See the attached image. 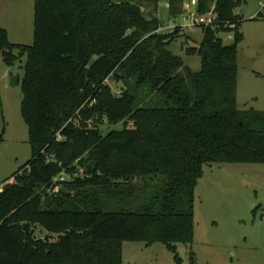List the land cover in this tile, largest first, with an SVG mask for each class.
Wrapping results in <instances>:
<instances>
[{"label":"trees","instance_id":"obj_1","mask_svg":"<svg viewBox=\"0 0 264 264\" xmlns=\"http://www.w3.org/2000/svg\"><path fill=\"white\" fill-rule=\"evenodd\" d=\"M148 1L157 7L35 0L31 46L0 27L5 64L26 56L21 113L32 149L0 190V264H124L129 242L162 243L182 264L178 245L194 241L204 167L264 164V112L237 102L236 9L245 1L197 0L199 15H215L185 50L201 58L199 71L172 50L191 37L180 27L156 33L160 19L141 7ZM169 5L172 18L186 13L182 0ZM263 19L264 7L254 20ZM230 31L225 45L218 34ZM114 82L123 83L118 94ZM105 123L123 128L104 134Z\"/></svg>","mask_w":264,"mask_h":264},{"label":"rangeland","instance_id":"obj_2","mask_svg":"<svg viewBox=\"0 0 264 264\" xmlns=\"http://www.w3.org/2000/svg\"><path fill=\"white\" fill-rule=\"evenodd\" d=\"M182 1L186 12L196 9L197 0ZM244 1L236 9V14L244 19L240 29L244 39L238 45L237 102L243 111L264 112V19L254 20L264 0ZM141 7L147 18L160 19L163 33L174 23H185L183 17L186 15L170 16L169 0H158L157 7L155 2L148 1ZM34 19L35 0H0V27L8 31L12 43L33 45ZM184 31L191 41L180 38L172 50L192 70L199 71L201 58L187 56L185 50L188 45L201 43L203 31L200 27ZM218 37L225 45H231L235 32H221ZM25 64L26 56L10 67L0 54V139H3L0 141V190L5 184L14 182V179L6 181L32 157L29 129L21 113ZM112 87L118 94L123 83L114 82ZM122 128V124L112 127L107 123L100 127L104 134ZM86 163L87 158L83 160V164ZM79 169L82 174L84 168ZM196 197L194 241L178 245L182 264H191L192 252L198 264H264V164L207 165ZM37 235L45 238L49 233L38 226ZM124 264L176 262L174 254L162 243L147 247L129 242L124 244Z\"/></svg>","mask_w":264,"mask_h":264},{"label":"built area","instance_id":"obj_3","mask_svg":"<svg viewBox=\"0 0 264 264\" xmlns=\"http://www.w3.org/2000/svg\"><path fill=\"white\" fill-rule=\"evenodd\" d=\"M183 16H185L183 17V21L185 23L184 24L174 23L172 26H169L166 29V33L172 34L174 33L175 29L178 27L186 30V29H195L197 27H202V26H209L212 25L215 20V15L213 13H209L208 15H204V16L199 15L197 12V5H196V9L186 12ZM163 31H164L163 28H159L157 30V33H163Z\"/></svg>","mask_w":264,"mask_h":264},{"label":"crops","instance_id":"obj_4","mask_svg":"<svg viewBox=\"0 0 264 264\" xmlns=\"http://www.w3.org/2000/svg\"><path fill=\"white\" fill-rule=\"evenodd\" d=\"M195 1V0H194ZM197 2V1H196ZM123 261H124V248H123Z\"/></svg>","mask_w":264,"mask_h":264},{"label":"water","instance_id":"obj_5","mask_svg":"<svg viewBox=\"0 0 264 264\" xmlns=\"http://www.w3.org/2000/svg\"><path fill=\"white\" fill-rule=\"evenodd\" d=\"M16 84H18V83L16 82Z\"/></svg>","mask_w":264,"mask_h":264}]
</instances>
